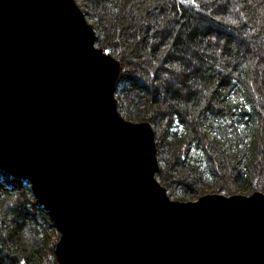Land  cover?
<instances>
[{
  "label": "water",
  "instance_id": "95a60500",
  "mask_svg": "<svg viewBox=\"0 0 264 264\" xmlns=\"http://www.w3.org/2000/svg\"><path fill=\"white\" fill-rule=\"evenodd\" d=\"M77 0H0V167L32 185L60 264H264V191L178 200L122 63Z\"/></svg>",
  "mask_w": 264,
  "mask_h": 264
},
{
  "label": "trees",
  "instance_id": "16d2710c",
  "mask_svg": "<svg viewBox=\"0 0 264 264\" xmlns=\"http://www.w3.org/2000/svg\"><path fill=\"white\" fill-rule=\"evenodd\" d=\"M77 1L122 63L119 111L154 126L170 195L264 191V0ZM58 238L30 182L0 167V264H60Z\"/></svg>",
  "mask_w": 264,
  "mask_h": 264
},
{
  "label": "rangeland",
  "instance_id": "374dc122",
  "mask_svg": "<svg viewBox=\"0 0 264 264\" xmlns=\"http://www.w3.org/2000/svg\"><path fill=\"white\" fill-rule=\"evenodd\" d=\"M211 18V17H210ZM214 19V18H213ZM220 21H224V20H219L218 19V21L217 22H220ZM212 22V21H211ZM213 22H214V20H213ZM230 22H231V20H230ZM234 24V23H233ZM231 27V26H230ZM227 29H230V28H227ZM231 29H234V30H236V28H234V27H231ZM222 40L223 39H220L219 41L220 42H218V44H222L223 42H222ZM140 75H141V73H140ZM142 80H143V82L145 83L146 82V80H145V78L143 77V75H142ZM131 120V119H130ZM133 121H138V120H136V119H133ZM175 192V191H174ZM221 192H223L224 194H226L225 193V191H221ZM184 193V191H182V192H179V193H175V194H173V196H171L172 198H174V199H178V200H183V201H187V200H194V199H197L199 196H194V194L195 193H193V194H190L189 196H186L185 194H183ZM170 194V193H169ZM233 194H236V193H233ZM196 195H197V192H196ZM228 195V194H227ZM59 236H60V232H59Z\"/></svg>",
  "mask_w": 264,
  "mask_h": 264
}]
</instances>
